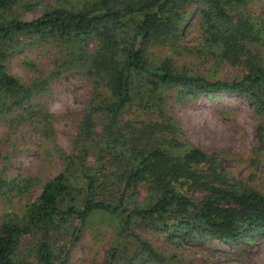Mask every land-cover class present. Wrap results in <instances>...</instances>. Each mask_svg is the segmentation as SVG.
I'll return each mask as SVG.
<instances>
[{
  "label": "trees",
  "instance_id": "1",
  "mask_svg": "<svg viewBox=\"0 0 264 264\" xmlns=\"http://www.w3.org/2000/svg\"><path fill=\"white\" fill-rule=\"evenodd\" d=\"M16 1L0 0V114H14L11 123H35L43 138L50 140L52 128L39 123H52L53 115L29 103L32 95L45 91L67 70L101 88L103 95L92 97L82 109L75 151L64 156L62 170L42 184L21 219L0 223V264H18L19 243L36 234H40L33 245L37 263L65 264L46 239L71 218L85 222L92 211L121 214L125 230L141 221L171 235L174 244L207 237L229 242L264 234V189L241 185L219 166L215 155L176 136L178 129L165 111L163 97L171 88L180 97L237 93L264 114V30L248 14L253 0H94L77 10L49 8L31 20L6 13ZM192 4L200 6L210 46L219 48L223 61L243 65L246 73L240 79L209 80L169 58L150 54L154 46L178 44L186 7ZM23 37L61 44L79 39L81 47L66 52L47 72L28 63L33 78L25 85L4 63ZM154 111L156 118L141 119L140 113ZM258 123L256 149L261 150L264 124ZM99 124L97 135L94 130ZM90 155L113 170L91 173ZM31 182L28 173L8 180L0 174V188L21 192ZM140 184L148 191L143 203L135 197ZM191 190L201 197L186 195ZM132 236L136 246L123 264L168 262L148 240ZM117 251L112 247L104 263L112 264ZM174 259L170 264H176Z\"/></svg>",
  "mask_w": 264,
  "mask_h": 264
},
{
  "label": "rangeland",
  "instance_id": "2",
  "mask_svg": "<svg viewBox=\"0 0 264 264\" xmlns=\"http://www.w3.org/2000/svg\"><path fill=\"white\" fill-rule=\"evenodd\" d=\"M92 1L17 0L6 13L31 20L49 8L61 6L77 10ZM199 13L198 4L186 7L178 44L174 47L154 46L150 54L159 59L169 58L176 66L186 67L209 80L240 79L246 73L243 65L221 59L219 48L210 46L205 39ZM248 14L264 30V0L250 2ZM18 41L4 63L7 71L25 85L33 78L28 63L47 72L56 67L66 52L81 47L79 39L65 44L56 40H30L27 37ZM261 54L264 55V46ZM102 93L101 88L94 87L74 71L67 70L53 79L45 91L32 95L29 103L53 115L52 123H39L40 126L46 124L52 128L50 140L43 138L34 127L35 123L26 120L11 123L9 119L14 114L5 113V117L0 114L1 177L8 180L18 174L32 175L31 185L21 192L0 188V223L21 219L27 207L36 200L42 184L62 170L64 156L75 151L77 119L82 109L89 99H98ZM163 97L166 100L165 111L172 116L178 129L176 136L215 155L219 166L241 185L264 189V147L256 149V128L258 122L264 124V114L260 115L246 96L212 92L180 97L177 90L171 88L163 93ZM140 114L141 119L156 118L155 111ZM126 115L130 117L132 114L128 112ZM101 127L100 124L96 126L94 131L97 135ZM93 158L94 155H90L87 161L91 173L113 170L106 162ZM137 190L136 201L146 202V186L140 184ZM186 195L201 197L196 190ZM121 223V214L92 211L83 223L76 218L67 220L59 228L60 231H53L46 241L54 255L62 257L65 264H105L112 247L118 250L112 264H123L136 246L133 233L141 235L161 252L168 259L165 264H170L171 258H175L173 261L176 264H264V234L229 242L207 237L179 240L174 244L169 240L171 235L142 225L141 221L134 222L135 225L129 230L123 229ZM39 236L26 237L19 243L15 253L18 264H38L33 245ZM63 247V251H60ZM153 263L157 264L155 261Z\"/></svg>",
  "mask_w": 264,
  "mask_h": 264
}]
</instances>
